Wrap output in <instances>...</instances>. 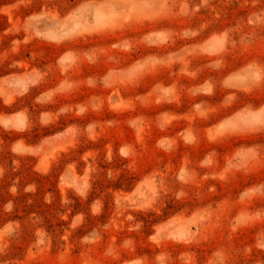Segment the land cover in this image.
Wrapping results in <instances>:
<instances>
[{
	"label": "rangeland",
	"instance_id": "obj_1",
	"mask_svg": "<svg viewBox=\"0 0 264 264\" xmlns=\"http://www.w3.org/2000/svg\"><path fill=\"white\" fill-rule=\"evenodd\" d=\"M0 264H264V0H0Z\"/></svg>",
	"mask_w": 264,
	"mask_h": 264
}]
</instances>
